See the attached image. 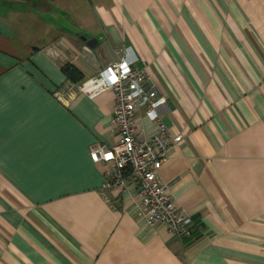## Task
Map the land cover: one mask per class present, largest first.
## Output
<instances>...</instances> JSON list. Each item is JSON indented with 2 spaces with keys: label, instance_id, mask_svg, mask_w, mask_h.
Here are the masks:
<instances>
[{
  "label": "crops",
  "instance_id": "obj_1",
  "mask_svg": "<svg viewBox=\"0 0 264 264\" xmlns=\"http://www.w3.org/2000/svg\"><path fill=\"white\" fill-rule=\"evenodd\" d=\"M125 47L182 137L159 175L191 242L91 159L118 141L115 99L82 87ZM0 264H264V0H0Z\"/></svg>",
  "mask_w": 264,
  "mask_h": 264
},
{
  "label": "built area",
  "instance_id": "obj_2",
  "mask_svg": "<svg viewBox=\"0 0 264 264\" xmlns=\"http://www.w3.org/2000/svg\"><path fill=\"white\" fill-rule=\"evenodd\" d=\"M119 54L118 61L108 64L95 81L82 87L90 96L110 90L115 99L112 124L118 141L110 149L96 147L91 151V159L96 164L111 165L104 190L130 182L136 188L146 224L151 228L165 226L175 239L185 242L193 237L192 220L178 209L159 175L165 154L180 144L182 137H171L161 122L159 111L165 106V99L145 87L146 71L138 66L140 59L134 51L125 47ZM138 109L158 125L157 133L150 139L137 136Z\"/></svg>",
  "mask_w": 264,
  "mask_h": 264
},
{
  "label": "trees",
  "instance_id": "obj_3",
  "mask_svg": "<svg viewBox=\"0 0 264 264\" xmlns=\"http://www.w3.org/2000/svg\"><path fill=\"white\" fill-rule=\"evenodd\" d=\"M62 72L64 76L66 77V79L70 82L78 83L82 80L81 74L70 65L63 67ZM191 240L192 238L189 240H186L185 242H188V241L191 242Z\"/></svg>",
  "mask_w": 264,
  "mask_h": 264
},
{
  "label": "water",
  "instance_id": "obj_4",
  "mask_svg": "<svg viewBox=\"0 0 264 264\" xmlns=\"http://www.w3.org/2000/svg\"><path fill=\"white\" fill-rule=\"evenodd\" d=\"M94 44H96V43H95V41H93V42H90V43H89V42L87 43V45H88L89 47H91V48H93V47H94Z\"/></svg>",
  "mask_w": 264,
  "mask_h": 264
}]
</instances>
